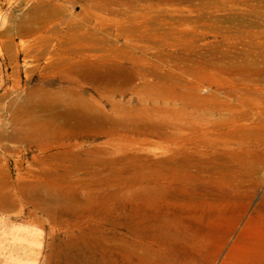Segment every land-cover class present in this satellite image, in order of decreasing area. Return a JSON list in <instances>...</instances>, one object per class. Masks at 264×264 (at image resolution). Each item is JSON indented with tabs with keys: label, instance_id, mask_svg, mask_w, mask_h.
Masks as SVG:
<instances>
[{
	"label": "rangeland",
	"instance_id": "obj_1",
	"mask_svg": "<svg viewBox=\"0 0 264 264\" xmlns=\"http://www.w3.org/2000/svg\"><path fill=\"white\" fill-rule=\"evenodd\" d=\"M0 238L264 264V0H0Z\"/></svg>",
	"mask_w": 264,
	"mask_h": 264
},
{
	"label": "bare ground",
	"instance_id": "obj_2",
	"mask_svg": "<svg viewBox=\"0 0 264 264\" xmlns=\"http://www.w3.org/2000/svg\"><path fill=\"white\" fill-rule=\"evenodd\" d=\"M4 228V227H3ZM6 229V228H5ZM6 231V230H5ZM3 232H4V230H3ZM2 232V233H3ZM7 233H8V231H7ZM15 233H13L12 235H14ZM19 235V234H18ZM17 236V235H16ZM24 236V235H23ZM1 239V238H0ZM18 240H23V241H28V243H29V239L27 238V237H22V235L21 236H19L18 238H17ZM14 240V239H13ZM3 241V240H2ZM11 242V241H10ZM21 242V241H20ZM21 245H22V242H21ZM14 246V245H13ZM23 246V245H22ZM12 247V246H11ZM23 247H26V246H23ZM19 251V250H18ZM18 251L15 249V247L12 249V250H9L8 251V254L6 255V254H4L3 255V257H4V259H5V261H6V264H9V261H11L12 259H13V255H16L17 257H18ZM25 251V250H24ZM27 251V250H26ZM33 264H35V262L33 263Z\"/></svg>",
	"mask_w": 264,
	"mask_h": 264
}]
</instances>
